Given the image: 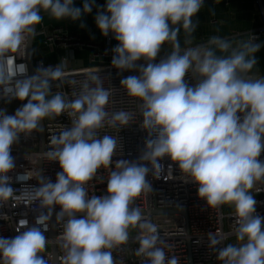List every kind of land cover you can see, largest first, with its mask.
I'll return each mask as SVG.
<instances>
[{
  "label": "clouds",
  "instance_id": "clouds-1",
  "mask_svg": "<svg viewBox=\"0 0 264 264\" xmlns=\"http://www.w3.org/2000/svg\"><path fill=\"white\" fill-rule=\"evenodd\" d=\"M205 4L105 0L101 7L96 0H82L77 7L75 0H0V100L23 102L12 115L0 109V205L15 198L8 174L15 170L11 149L21 135L42 131V121L65 114L71 124L51 136L42 153L59 164L55 182L35 168L17 174V181L38 180V186L23 188V195L25 205L38 202L41 211L33 226L22 218L17 235L0 236V264H49L44 233L57 206L60 264H114L112 250L129 241L130 230L138 233L135 255L143 258L141 264H179L166 254L172 246L158 226L134 206L153 192L149 174L156 180L171 177L173 165L196 185L209 209H233L235 243L225 244L219 232L207 233V247L219 264H264V216L257 213L253 194L264 183V75L253 71L264 43L251 34L235 42L213 35L194 43L196 17ZM93 8L100 33L117 41L112 67L138 73L120 79V87L139 102L142 119L136 125L147 134L137 160H113L122 153L120 136L98 134L106 126L120 133L133 124V113L106 110L110 91L98 75H90L70 99L52 90L64 82L62 62L37 67L34 75H28L26 63L16 62L26 57L45 15L81 21L84 28L82 17ZM166 46L170 50L157 62ZM165 158L171 162L167 170ZM101 168L112 169L106 194L89 195L86 186Z\"/></svg>",
  "mask_w": 264,
  "mask_h": 264
},
{
  "label": "built area",
  "instance_id": "built-area-1",
  "mask_svg": "<svg viewBox=\"0 0 264 264\" xmlns=\"http://www.w3.org/2000/svg\"><path fill=\"white\" fill-rule=\"evenodd\" d=\"M261 13V24L258 27L250 29L240 34L253 35L257 38V43H264V0H256ZM97 5L103 6L104 1L96 0ZM93 11H96L93 8ZM44 45L53 47L56 53H59L57 61H46L42 56H36L33 60L34 71L31 72L27 54L21 59L17 58V63H26L28 65V75H34L37 67H55L58 63L64 64L65 78L60 88L53 85V91H61L70 99L73 92L78 93L82 83L90 75H98L102 82V86L110 91L109 104L107 109L109 112L125 110L133 113V124L117 133L114 129L107 126L99 130V135L110 134L119 135L123 144L121 155L113 157V160L126 159L129 161L137 160L144 148V140L147 136L146 132L141 130L138 125L142 119L139 111V102L129 97L126 91L120 87V79L128 75H138L137 72L120 73L112 67V51L117 41L110 33L106 37L104 44L86 43L78 35L72 34L62 27L54 26L45 28L43 31ZM207 40H197L194 43H205ZM89 46L92 49L90 53L89 63L87 65L73 67L71 62L74 60L73 53L77 49ZM183 46V45H182ZM161 53L157 57L159 59L165 55ZM143 63V61L138 62ZM74 82V83H73ZM190 84H194L190 78ZM94 86V85H93ZM19 100H12L7 103L0 100V109H4L7 114H14L15 110L21 107V104L14 103ZM21 102V101H20ZM43 122V149H41V141L39 133L34 131L30 136L21 135L17 144L11 149V155L15 160V170L8 175L12 177V187L16 189L14 199L0 205V236L14 237L17 235V229H21L18 224L19 219H27L28 227L35 223V218L40 214L38 202L32 205H25V197L23 195L25 187L38 186V180L32 178L27 181H17V174H22L26 170L35 168L41 176L47 177L55 182L56 173L61 171L58 162H49L46 158H42V153L49 149V139L51 136L58 134L63 127H70L69 117L65 114L53 119H45ZM260 159L264 160V153ZM37 161V162H36ZM36 162V164H35ZM165 169L167 164L171 163L165 158ZM112 169L101 168L97 171L96 176L89 181L86 190L89 195L106 194L107 179ZM167 171H165V175ZM147 179L152 184L153 192L142 195L135 201L134 206H139L145 216L155 223L165 242L171 245V251L166 249L167 255H175L179 264H219L215 254L207 247V233L219 232L220 235L226 237L224 243H235V218L233 209L223 206L219 213L214 209H209L205 201L201 200L197 195L196 185L187 182L179 172L178 168L173 165V175L171 177H161V179H153L151 174ZM255 199L257 200V213L264 216V183L257 184L253 190ZM46 211V210H45ZM59 211L57 206L53 211V217L49 221V230L44 233L48 239V244L44 255L51 257L49 264H53L52 249L53 245L57 248V264H60L59 257L64 255L61 247L62 241L60 234L62 232V224L56 223L55 214ZM78 216L81 214H77ZM136 232L130 230L129 241L118 248L112 250L114 264H141L142 257L135 255L138 247L136 241Z\"/></svg>",
  "mask_w": 264,
  "mask_h": 264
},
{
  "label": "crops",
  "instance_id": "crops-1",
  "mask_svg": "<svg viewBox=\"0 0 264 264\" xmlns=\"http://www.w3.org/2000/svg\"><path fill=\"white\" fill-rule=\"evenodd\" d=\"M75 6L81 7L82 0H75ZM95 14L96 11H92L91 14L82 17V22L85 24L84 28L80 27L81 21H56L45 15L42 23L36 26L37 32L34 38V45H44V37L42 34L44 29L54 26L62 27L68 32L78 35L83 41L87 40L95 44H104L106 37L100 33L95 25ZM196 19L198 21V28L194 33V41L208 40L213 35H219L221 37L233 39L234 42L238 39H247V34L240 33L260 26L262 20L256 0H221L219 4L214 3V0H206L205 6L201 9ZM181 43L183 45L182 35ZM45 47L47 48V46ZM79 50L80 49L74 51V57L78 55ZM168 50L170 49L166 46L161 53H165ZM91 51L92 49L90 48L89 53H91ZM34 54L36 56H42L49 62L57 61L59 58V53H56L53 47L47 48L45 55H43L42 52L36 54V50ZM53 57L54 59L52 60ZM255 57L257 59V69L253 71L264 75V47H261L255 54Z\"/></svg>",
  "mask_w": 264,
  "mask_h": 264
},
{
  "label": "rangeland",
  "instance_id": "rangeland-1",
  "mask_svg": "<svg viewBox=\"0 0 264 264\" xmlns=\"http://www.w3.org/2000/svg\"><path fill=\"white\" fill-rule=\"evenodd\" d=\"M83 40V39H82ZM86 43H92L90 41H85ZM36 50V54L38 52H42L43 55H45V51L47 50V48L44 45H34V51ZM89 46H84L83 48H81L78 52V55L76 57H74V60L71 62L73 67H79L82 65H87L89 63V59H90V53H89ZM48 58V57H47ZM49 59V58H48ZM54 59V57L52 58V60ZM23 102L20 101H16L14 103V105H18L21 104L22 105ZM132 233L136 232V230H131Z\"/></svg>",
  "mask_w": 264,
  "mask_h": 264
},
{
  "label": "water",
  "instance_id": "water-1",
  "mask_svg": "<svg viewBox=\"0 0 264 264\" xmlns=\"http://www.w3.org/2000/svg\"><path fill=\"white\" fill-rule=\"evenodd\" d=\"M37 32V30H36ZM35 38V37H34ZM34 39L31 41V43L29 44V47L27 49V60H28V63H29V66H30V69H31V72L34 71V64H33V60H34ZM41 128L43 129V122H41ZM39 137H40V141H41V149H43V138H44V133H43V130L42 131H39ZM51 256H52V260H53V264H57V248H56V245H53V249H52V253H51Z\"/></svg>",
  "mask_w": 264,
  "mask_h": 264
},
{
  "label": "bare ground",
  "instance_id": "bare-ground-1",
  "mask_svg": "<svg viewBox=\"0 0 264 264\" xmlns=\"http://www.w3.org/2000/svg\"><path fill=\"white\" fill-rule=\"evenodd\" d=\"M36 56H34V58H35Z\"/></svg>",
  "mask_w": 264,
  "mask_h": 264
},
{
  "label": "trees",
  "instance_id": "trees-1",
  "mask_svg": "<svg viewBox=\"0 0 264 264\" xmlns=\"http://www.w3.org/2000/svg\"><path fill=\"white\" fill-rule=\"evenodd\" d=\"M36 56V55H35Z\"/></svg>",
  "mask_w": 264,
  "mask_h": 264
}]
</instances>
